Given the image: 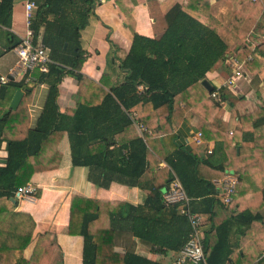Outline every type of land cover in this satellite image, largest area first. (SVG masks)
I'll use <instances>...</instances> for the list:
<instances>
[{
    "label": "trees",
    "instance_id": "obj_1",
    "mask_svg": "<svg viewBox=\"0 0 264 264\" xmlns=\"http://www.w3.org/2000/svg\"><path fill=\"white\" fill-rule=\"evenodd\" d=\"M33 1L29 25L33 41L40 36L51 62L45 72L32 70L29 80L25 75L0 85V147L8 143L0 164V220L11 213L16 190L33 173L59 166L58 146L67 134L72 164L89 166L93 183L107 188L118 182L148 191L140 204L71 195L67 233L83 239L82 264H168L114 248L119 222L158 251H178L184 245L191 230L187 214L180 210L184 204L165 203L162 197L174 177L190 198V212L210 225L203 244L205 263L198 264H238L233 251L251 223L264 217L260 212L232 211L234 199L223 204L212 178L232 169L239 175L242 191L248 177L264 174V100L251 96L242 82L252 83L254 78L257 87L264 86V40L252 46L243 26L253 18L259 28L264 27V0H227L232 11L227 22L211 12L209 0H163L167 27L160 38L134 33L129 49L118 55L108 37L118 69L112 84L106 82V75L96 82L81 71L85 60L81 30L94 14L97 0ZM12 7L13 0H0V29L10 27ZM19 42L16 38L9 48ZM232 57L242 62L241 93L218 88L221 78L209 82L212 89H206L202 80L214 64L229 63ZM66 74L76 79L77 90L74 106L61 111L58 85ZM40 82L48 84V93L36 125L30 128L27 103ZM216 89L220 100L210 94ZM17 90L22 97L16 108H10ZM223 102L236 110L239 125L221 118ZM191 114L199 118L202 144L188 149L175 142L173 127L178 117ZM210 140L213 151L206 154ZM218 152L223 157L213 163L210 157ZM162 161L165 164L158 166ZM39 194L37 189L36 197ZM30 240L29 234L0 229V264H63L52 232L39 233L26 257L23 252ZM244 255L240 250L239 256Z\"/></svg>",
    "mask_w": 264,
    "mask_h": 264
},
{
    "label": "crops",
    "instance_id": "obj_2",
    "mask_svg": "<svg viewBox=\"0 0 264 264\" xmlns=\"http://www.w3.org/2000/svg\"><path fill=\"white\" fill-rule=\"evenodd\" d=\"M162 1H97L93 9L94 14L89 17L88 24L81 30V45L85 50V60L81 71L96 82L106 75L104 77L106 82L109 84L114 83L118 78V69L116 63L112 61L113 50L108 37L118 48V55H122L129 49L134 33L155 39L160 38L167 27L161 7ZM177 1L184 2L185 0ZM25 2L26 0H13L11 25L10 27L2 26L0 29V74H7L10 68L14 66L17 58L14 51L15 47L9 48V46L16 41V38L20 39L26 35ZM209 3L211 12L217 18L225 22L230 19L232 11L227 0H209ZM247 22H251L254 26L256 20L249 18L245 21V23ZM243 26L247 30L245 25ZM253 32L255 35H259L258 38H261L256 43L257 38L253 40L255 38ZM10 33L14 35L13 38ZM262 35H264V28H260L258 31H248L247 38L254 46L264 40ZM39 39H41L40 36ZM223 65V60L217 61L212 70L206 74L205 79L211 82L221 78V82L218 84L220 86L227 77L224 79L221 77ZM15 80H19V78ZM58 90L57 103L59 109L64 111L67 108H72L75 104L74 94L77 90L76 79L72 75L66 74L59 83ZM47 93L48 84L46 82H40L33 86L27 103L28 125L30 128H33L37 123ZM180 105L182 106L181 102ZM235 113L236 110L229 105L226 106V104H222L219 111V115L223 120H230L229 122L239 125ZM198 127L199 118L196 115L178 117L173 127V132L176 135L175 142L188 149L196 146L191 140V133L198 130ZM208 145L214 147V141L210 140ZM58 148L62 153L59 166L55 169L33 173L28 182L37 186V189L40 190L39 196L34 198L21 196L13 199L15 207L7 217L0 220V229L16 230L30 235L31 240L23 252L26 257L30 255L39 233L52 232L62 251L63 264H82L83 239L80 235L67 233L71 195L78 194L84 197L103 200L114 199L140 204L144 202L148 191L118 182H113L107 188L100 187L89 178V166L72 164L67 134H64L61 138ZM161 149L162 152H165L164 148ZM4 150L5 148L1 145L0 164L6 158ZM222 157L221 152H218L213 154L210 159L213 163H218ZM164 164V161H162L158 166ZM220 176L213 177L212 181L214 182ZM214 184L218 186L220 193L221 186L217 183ZM242 188V191L238 190L233 196L234 200L230 203L232 211H235V213L245 210L252 213L260 212L264 217V176L260 178L257 175L248 177ZM216 196L219 198L218 195ZM209 227L210 225L207 223L202 225L204 235ZM118 230L117 245L114 248L117 252L133 250L139 256L150 257L163 263L172 264L179 251H158L156 245L146 243L131 235L125 230L121 222L118 223ZM240 250L245 253L243 257L239 256ZM233 254L237 255L236 261L238 264L243 261L264 264V221H253L251 223L250 229L240 239L239 246L235 248Z\"/></svg>",
    "mask_w": 264,
    "mask_h": 264
},
{
    "label": "built area",
    "instance_id": "obj_3",
    "mask_svg": "<svg viewBox=\"0 0 264 264\" xmlns=\"http://www.w3.org/2000/svg\"><path fill=\"white\" fill-rule=\"evenodd\" d=\"M103 1V0H97ZM264 9V7H263ZM35 2L33 0H26L25 2V18L27 31L26 35L20 38V42L15 46L14 51L16 53V61L13 67L10 68L7 74H0V85L6 84L10 79H21L26 75V80L31 79V72L37 68L40 72L48 70V64L51 62L45 51V46L41 39L33 41L32 31L29 27L31 18L34 15ZM231 70L225 80L218 88H227L232 92H236L240 89L239 80L242 77V62L235 58H231L229 61ZM211 96L214 99L220 100L218 90L210 91ZM264 98V90H263ZM264 100V99H263ZM223 102L222 104H225ZM141 129V127H140ZM144 129V128H143ZM229 133H232L229 130ZM191 140L195 145L202 144V133L200 130L193 131L191 133ZM213 151V147L207 145L206 154H210ZM239 180L237 175L227 172L223 173L222 177L216 178L214 183L221 186V192L217 194L221 202L225 205L229 204L233 200L235 195L236 186ZM37 186L32 183H27L22 187H19L15 192V197H36ZM163 201L165 203H182L181 212L187 214L191 230L184 245L179 249L176 257L173 260V264H198L205 263V251L204 244V231L202 229L203 216L190 212L188 205L190 198L184 191V188L177 177L169 183V186L164 189ZM186 206V207H185Z\"/></svg>",
    "mask_w": 264,
    "mask_h": 264
},
{
    "label": "rangeland",
    "instance_id": "obj_4",
    "mask_svg": "<svg viewBox=\"0 0 264 264\" xmlns=\"http://www.w3.org/2000/svg\"><path fill=\"white\" fill-rule=\"evenodd\" d=\"M251 22H247V23H244V25H245V27L247 28V30L248 31H251V30H260V28L262 29V28H264V27H258V21H256V23H255V25L254 26H252V23L250 24ZM251 28V29H250ZM253 34H254V32H253ZM258 36L259 35H255L254 34V37L255 38H253V40H255L256 38V40H255V43L256 42H258V40H260L261 38L259 37L258 38ZM262 36H264V35H262ZM223 63H224V65H223V67H222V70H221V77L224 79L228 74H229V72H230V70H231V67L229 66V63H228V61L227 60H223ZM226 64V65H225ZM262 72H263V69H262ZM254 80V78L252 79V83L251 82H249V81H247V80H245V79H243L242 80V82L245 84V86H247L248 88H249V91H250V95L251 96H256V97H258V95H259V98L261 99V100H263L264 98H263V90H264V86L263 87H261V88H259V87H257L256 85L257 84H255V82L253 81ZM241 88H240V91H238L237 92V94L238 93H241ZM226 104V106L227 105H229V106H231L230 104H228V103H225ZM232 107V106H231ZM232 116H234V115H232ZM231 128H227L226 129V131H227V133H229L228 132V130H230ZM263 133H264V128H263V131H262ZM230 134V133H229ZM263 160H264V158H263ZM225 172V171H224ZM227 172H230V173H233V174H235V175H237V177H238V180H239V182H238V184H237V186H236V191L238 190V186H240V179H239V175H238V173L237 172H235L234 170H232V169H228L227 170ZM223 175V174H222ZM222 175L220 176V177H222ZM259 178L261 177V176H264V174H256Z\"/></svg>",
    "mask_w": 264,
    "mask_h": 264
},
{
    "label": "water",
    "instance_id": "obj_5",
    "mask_svg": "<svg viewBox=\"0 0 264 264\" xmlns=\"http://www.w3.org/2000/svg\"><path fill=\"white\" fill-rule=\"evenodd\" d=\"M202 84L205 86L206 89H208V90L212 89L211 84L206 79L202 80ZM21 97H22V91L21 90L15 91V93H14V95H13L11 101H10L9 107L10 108H16L18 106L19 102H20ZM2 147L5 148L4 156L6 157L7 156L8 143L7 142H3L2 143Z\"/></svg>",
    "mask_w": 264,
    "mask_h": 264
}]
</instances>
